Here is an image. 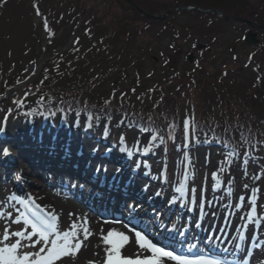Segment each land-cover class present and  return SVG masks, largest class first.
<instances>
[{"label": "trees", "instance_id": "1", "mask_svg": "<svg viewBox=\"0 0 264 264\" xmlns=\"http://www.w3.org/2000/svg\"><path fill=\"white\" fill-rule=\"evenodd\" d=\"M134 1L148 14L178 10L163 21L151 22L126 0H6L0 3V12L4 4L31 3L39 12L43 11V23L47 22L52 35L70 21L80 24L77 41L45 63L34 83L21 87L19 106L26 103L45 112L79 110L94 118L121 113L126 117V130L149 127L167 139L171 125L177 127L184 122L183 112L187 109L192 112L194 131L211 141L223 157L229 148L222 141L241 149L247 146H241V132L264 153V41L249 46L243 39L237 42L249 49L247 60L254 66L250 71L233 67L208 69L199 64V81L193 79L192 73H185L179 82L176 79L164 82L160 77L150 87L142 81L144 73L137 66L152 53V47L143 43V39L155 26L167 30L173 38L209 40L213 48L211 57L215 58L220 35H226L237 23L227 16H241L264 25V0ZM188 5L219 9L222 16L204 15L197 8L183 9ZM186 13L209 18L196 25H175L176 16ZM5 71L0 69V96L22 79L20 72L10 81L11 74ZM127 71L135 72L136 77ZM204 77L209 78L208 84ZM125 81L132 86L124 85ZM129 121H134L135 126Z\"/></svg>", "mask_w": 264, "mask_h": 264}, {"label": "rangeland", "instance_id": "2", "mask_svg": "<svg viewBox=\"0 0 264 264\" xmlns=\"http://www.w3.org/2000/svg\"><path fill=\"white\" fill-rule=\"evenodd\" d=\"M20 3V5H13L4 4L1 8L0 12V69L8 71V73L14 75V71L16 70H27V74L31 77V81L36 79L40 73L41 69L43 68L44 64L54 59L56 54L63 53L66 51L72 44L74 39V31L78 28L79 24H75V21H70L68 25H64L61 30L56 34V36L52 37L47 33V28L44 25H41L40 22V15L36 11L35 7L31 3ZM203 14V13H202ZM210 13L204 14L209 15ZM54 16V15H53ZM209 17H197L193 16L192 14H178L176 16L175 25L177 26H186V25H196L199 22L205 21ZM226 35H220V41H218V50L216 51L215 58L211 57V53L213 52V48L209 46V40L205 38H196V37H185L178 39L173 38L171 34L168 33L167 30L161 29L162 27L155 26V28H151L148 31V35H146L143 39V43L149 44L151 48V54L147 59L143 60L140 65H137L140 69V72L144 73V79L142 80L147 85L149 84L150 87L155 86L156 80L160 78L161 81H168L170 79H176L177 82L180 81V77H183L185 73L189 74L192 73L193 79L199 81L201 78V72L199 71V64L201 66L206 67L208 69H220V68H230L233 67L237 70L243 68L245 70H252L254 66L252 64L249 65V61L247 60V52L249 49L245 48V46L239 44L237 42L242 38L245 37V34L248 32L250 28L249 25L246 26L241 22H237L232 25ZM261 38L264 39V34H258ZM140 41V40H139ZM236 45V46H234ZM229 46L233 47L229 48ZM146 47V46H145ZM189 53H193V60L190 61L187 59ZM238 54V58L236 57ZM39 67V70H37ZM41 67V69H40ZM38 71V72H37ZM127 73L131 74L133 78L136 77L135 72L127 71ZM129 74V75H130ZM16 76V75H15ZM10 80L14 79L9 77ZM205 83H209V78H203ZM186 80V78L184 79ZM125 83V84H124ZM124 85H129L131 87V83L124 82ZM10 89L6 91L9 92ZM0 98V106H4L6 103L9 106L8 109H2L0 107V127L5 128L4 133H0V146L6 144L7 142H14V140H10L8 137L6 139L3 138L6 133H8L11 124L13 121L16 120H25V119H43L44 125L34 129L32 127L26 128L27 130L23 129L27 133L30 130L32 132L31 135L35 136L37 140V145L34 146V149L38 150V148L45 147L42 143H54L56 138H61L60 135L56 133L47 132L49 133L48 137L46 136L47 133L42 129L46 127L49 123L48 118L43 113L34 114L33 112H28L26 114H20L18 111L14 112V102L13 96L9 95ZM15 91L12 90L10 94H13ZM186 105H189L188 102ZM79 113V115H77ZM66 115L62 114V112L57 111V113L52 116L54 119H59L60 121L57 122L61 125H68V122L71 123L76 120L75 126L78 127L80 125L82 129L87 130V123H88V116L80 111H71L65 113ZM192 112L190 113L189 110H184L183 112V119L191 117ZM5 117H7L5 121ZM53 119V120H54ZM62 119L67 120L66 124H62ZM124 119L123 114L117 113L108 118H99V120L93 119V125L98 123L105 124L110 131V135L105 138L102 134L103 129L100 130V136L104 137V143L100 142L93 148L92 152L97 153L99 151V155L104 157V159L109 160L106 161L109 166L112 164L116 167V169H120L118 172L115 171V175L120 173L121 170L127 172V175L132 176L136 168H132L129 170L124 164L126 163L127 156L125 155V151L123 148L125 145H122L119 142V137L123 135L125 131L126 124H119L118 122ZM52 120V121H53ZM52 124V123H51ZM50 124V125H51ZM74 127V126H73ZM18 129V128H17ZM80 129V128H79ZM19 130V129H18ZM21 132V131H20ZM34 133V134H33ZM132 135L126 141V147H129L127 144L130 142L131 145L139 141V145L143 151V148L146 146L145 144L149 143L151 133H143L140 131H134L131 133ZM182 134H183V125L177 126L174 130L175 140H171L170 152L171 155L167 157V155L162 150L161 146L159 145L157 149H155V154H157V160H151L148 165H150V176H146L149 172V169H146V173L142 175L146 176L145 178H140L141 181V189L144 190L145 186H147V192L151 198H153L157 192L162 193L158 197H167L171 201H176V203L183 204L185 202V198L181 197L179 193L175 191L178 187L179 182H184L185 180L182 177V172L186 171L187 166L191 169V178L186 183V191L192 194L191 197L195 198V201L201 203L205 200V197L211 194L212 190L221 189L225 194L221 191L218 193L219 198H224L226 195V199L224 202H229L234 208H237L238 203L241 201V197L244 200L247 198L245 212L247 209L251 211L252 199L253 196L249 195L247 197V193L251 186H254L259 190V195L255 198V207H256V215L261 218L264 216V161L259 163L255 160V162L251 160L248 161L247 164H243L240 159L230 158L229 162H225V158L222 161L223 164L225 163L226 169L225 172L221 171V159H220V151L218 148L211 143V141L207 140L204 137H201L200 134L191 127V142L188 145H185L182 141ZM124 136V135H123ZM40 138L43 140L41 141ZM19 139V137L17 138ZM62 144L65 149H69V147L73 146L79 140L77 137L76 139L68 134V136L62 137ZM126 140V139H125ZM20 142L21 140H17ZM16 141V142H17ZM23 142V141H21ZM15 143V142H14ZM117 143L119 146L114 147L112 144ZM103 145L104 147H102ZM167 145V144H166ZM117 149V150H114ZM110 150V151H109ZM185 155L190 157V165L188 162L185 161ZM108 156V158H105ZM134 156V152H133ZM136 156V155H135ZM138 160L134 159L135 164L142 163L144 160L139 157ZM0 158L3 157L0 154ZM133 158V157H132ZM119 159V160H117ZM131 159V158H130ZM145 159V158H144ZM175 159V160H174ZM23 165L26 166V159H19ZM175 161L180 163V165H176ZM184 161V163H182ZM28 162V161H27ZM101 163V162H100ZM100 163H96L97 166H100ZM169 164V165H168ZM171 164V165H170ZM175 164V165H174ZM158 166V167H157ZM14 168V167H12ZM164 169H172L171 178H168V184L164 183V178L162 181H159L161 176V171ZM42 174V173H41ZM42 175H36L32 173L29 177H31V181L33 183L27 188V190H31L36 194L37 189L39 186L43 185L40 183V179ZM260 175V179H254L255 176ZM143 176V177H144ZM152 177V178H150ZM166 177H170L168 173H166ZM233 178L234 183L230 182L229 178ZM44 178V177H43ZM17 177L9 178L8 181L4 180L8 186L14 185ZM53 179V178H52ZM129 178H126V181ZM131 180V179H130ZM54 181V180H53ZM9 182V183H8ZM57 184V181H54ZM231 184L229 188L225 183ZM31 183V182H30ZM40 183V184H39ZM39 184V185H38ZM247 185V187H245ZM12 188V186H11ZM229 189L232 191L229 192ZM194 190V191H193ZM145 191V190H144ZM185 191V194H186ZM14 193L13 190H9V195ZM1 196V195H0ZM198 196V197H197ZM194 201V202H195ZM251 202V203H250ZM19 207V205H17ZM225 210H222V212ZM185 214H189L188 211H185ZM256 219V217H255ZM3 223V221H1ZM3 223L1 226V231L3 230ZM13 229H19V225L12 224ZM239 227V226H238ZM237 229H234L236 234ZM67 228V227H66ZM63 227V229H66ZM70 229V228H68ZM38 248V246H37Z\"/></svg>", "mask_w": 264, "mask_h": 264}, {"label": "bare ground", "instance_id": "3", "mask_svg": "<svg viewBox=\"0 0 264 264\" xmlns=\"http://www.w3.org/2000/svg\"><path fill=\"white\" fill-rule=\"evenodd\" d=\"M57 119H54L51 121V125L47 124V126L42 129L46 133H56L60 135L61 138L53 144H50V146L48 145L49 143H45V148H38V150L34 149L38 139L31 135V129L25 134L22 132H25L28 127H32L36 130L37 128L39 129L44 125L43 119L41 123L37 118L21 119L12 122L8 133L3 136L4 139L8 137L10 140H14L15 143L7 142L2 145V147L10 148L11 155L0 158V202H6V198L9 196V189L6 188V183H3L4 180L8 181L11 176L13 179V177L15 178V176L17 177V174H19V179L24 181L22 182V185L23 183L24 185L22 187V185L18 183V179H14L16 183L15 189L16 192L25 193L24 189L33 183L29 176L32 173L36 175L44 174V178H39L40 183H43V185H40L36 194L32 196L35 198L36 203L41 206V209L45 212H55L57 214L59 217L58 225L61 231L70 230L68 228L71 227L73 221L79 223L86 217L88 226L94 233V235L90 236L89 239L85 241L86 247L81 248L80 254L77 256L74 264H87L90 260L98 261L99 264H102L104 256L103 249L106 246L101 241L100 229L103 228L105 234L112 228L126 232L127 229L125 227L121 228L111 225L113 223H111L110 220L104 218L100 220L92 217L89 212L90 210L85 206L84 202H78L72 199L73 196L71 194H73V190L65 187L66 184L67 186L70 185L71 188L76 187L75 193L77 196L82 194L86 199L90 201L94 200L98 206L102 205L103 207H101V209H104L105 213L109 216L115 210L122 218L125 216L128 217L129 214H132V217L141 218V221H144L143 225L140 224L141 221H137V223L141 225L140 229H142L143 232L146 231L147 234H150L154 238L162 239V241L175 250V252H177V250L184 254L190 252L185 248L186 245L182 241L185 240L186 243L195 242L194 237L191 236V232L189 235L176 236L177 238L175 237V239L163 236L162 233L166 227H169L170 224L174 225L175 222L185 226L189 225V230H192L193 227L196 226H198V228L204 227L206 231L204 232L207 234L205 235L206 239L202 241L203 236L200 237L201 243L204 244L205 242L208 243L209 240L216 242L218 238L228 243L232 238L234 229L236 230L238 226V228L242 229L243 226H245L246 228L244 231L246 232L247 239L253 242V246H257L255 253L250 258L251 263L264 264V247H261L264 246V216L256 219L261 222L259 223L260 228H257L253 225L256 224L255 222H250L245 219L249 209L245 212L239 205L237 208H234L227 200L224 202V199L227 198L226 195H224L222 199L218 197L219 191L223 192L221 189L212 190V193L206 196L204 203H195L193 206L190 205L195 201L192 197L189 200L190 202H186L185 207L170 204L167 197L158 198L154 196L151 198L148 193L140 188L141 181L136 180V177L132 179L130 184H127L125 182V178L128 177L126 171L121 170L120 173L115 175V171L117 170L116 167L112 164L109 166L106 162L109 160H105L104 157L99 155V151L97 153L92 152L93 148L99 142H105V140H103L104 137L100 136V130L105 128V124H94L93 127L84 130L80 125H78V127L75 126L76 120L74 125L73 122H71L68 123V125L61 126L57 122ZM58 121L60 120L58 119ZM23 129H25V131ZM48 134L49 133L46 135L47 137L49 136ZM68 134H71L75 139L77 137L79 140L73 146L69 147L68 153H66V149L62 144V137L68 136ZM18 137L19 139H17ZM17 140L23 142H18ZM112 146L119 148L120 145L115 143L112 144ZM22 158L29 160L31 166L26 168L19 160ZM100 162L103 163V165H101V168L97 171L98 168L95 163ZM140 165L141 167L143 166L142 163ZM141 167L136 168L138 170L135 175L142 179L144 176L142 174L146 173V168ZM233 178H229L232 184L234 183ZM53 180H56L57 184H55ZM225 185L229 188L231 187V184L227 182ZM254 189L257 188L254 186L249 188L247 197L252 195L256 198L259 195V190L254 192ZM133 192H136L138 196H140L139 203L135 201L137 200V196L134 197ZM223 193L225 194V192ZM69 194L71 196H69ZM247 199L245 200L246 202ZM166 203L169 207H167ZM130 206L132 207L131 211ZM186 210H188L189 214L185 215L184 212ZM222 210H225V212H222ZM7 211H12L13 216L18 215L12 208H8ZM70 213L74 215H69ZM200 220L204 222V224H200ZM1 221H3V223H11V221L0 220V233H2L1 225L3 224ZM63 227L67 228L63 229ZM225 232L229 233V236H226ZM128 234L131 236V233ZM97 245H99V247H97ZM133 250V244L130 243L122 250V253L125 255L131 254ZM137 250L140 252L143 251L139 250L138 246ZM94 252L100 253V255L94 256ZM57 264H60V262H57Z\"/></svg>", "mask_w": 264, "mask_h": 264}, {"label": "snow or ice", "instance_id": "4", "mask_svg": "<svg viewBox=\"0 0 264 264\" xmlns=\"http://www.w3.org/2000/svg\"><path fill=\"white\" fill-rule=\"evenodd\" d=\"M0 3H6V0H0ZM45 27L47 28L46 21ZM15 103L21 104L22 101L17 100ZM51 114L54 115V113ZM6 119L7 117H5V121ZM93 119L99 120V117L94 118L92 115H89L88 128L93 127ZM125 119H121L118 123L124 124ZM129 124L135 126L134 121H129ZM192 124L193 120L191 117L186 118L183 122L182 141L185 145L191 142ZM175 127V124L171 125L172 130L168 132L169 139L173 141L175 140V135L173 134ZM139 131L151 133L154 130L149 127H140ZM4 132L5 128L0 127V133ZM102 134L105 138L110 135L107 126L103 129ZM240 138L241 146L247 145L244 155L248 159H243L240 153L235 151V145H229L228 142L222 141L224 146L229 148L225 156V162H229L230 158L235 157L236 159H240L243 164H247L249 160L254 158L253 153L256 151L257 145L251 144L244 132L240 133ZM119 142L125 145L123 151L129 157L133 156V152L126 147V140L123 135L119 137ZM157 142L165 144L167 141L164 136L156 132L151 135L150 143H147L143 148V153L148 154L152 151ZM136 144L139 145V141H136ZM136 151L139 152L141 149L137 146ZM0 154L3 157L10 156V148L0 146ZM185 161L190 165L191 161L189 156L185 155ZM136 167L140 168L141 165L137 164ZM143 167L149 169L148 174H151L150 165L146 161L143 163ZM117 171L119 172L120 169H117ZM181 175L184 180H187V171L182 172ZM19 178V174H17V179L19 180ZM158 178H164L166 180V170L162 171L161 176ZM254 179H260V175L255 176ZM185 188L186 184L179 182V186L175 191L183 197L185 195ZM144 190H147V186H145ZM231 191L229 189V192ZM253 191H258V189H254ZM161 194L160 192L156 193L157 196ZM240 199L243 201V197ZM16 205L22 207H17ZM8 208L14 209L18 215L13 216L12 211H7ZM256 214L255 196H253L251 211L245 219L258 224L259 221L255 220ZM69 215L74 214L70 213ZM0 220L11 221V223L6 222L3 225L2 233H0V264H57V262H60V264H74L77 256L80 254L81 248L86 247L85 241L94 235L88 226L86 217L79 223L73 221L70 230L61 231L58 225L59 217L57 214L55 212H45L41 209V206L36 203L35 198L31 194H28L27 197H21L16 193H12L6 198V202H0ZM12 224L19 225V229H13ZM124 227L127 229V232L112 228L105 234L104 229H100L101 241L106 246L103 249L104 256L102 264H224V261L221 259L210 255H180L154 243L142 231L136 230L134 227ZM128 233H131V236ZM241 238L244 239V237ZM130 243L133 244L134 250L131 254H123L122 250ZM37 245L40 246L37 248ZM137 246L139 250L143 251H138ZM194 247L195 245H189V251ZM93 255L99 256L100 253L94 252ZM87 264H99V262L90 260Z\"/></svg>", "mask_w": 264, "mask_h": 264}, {"label": "water", "instance_id": "5", "mask_svg": "<svg viewBox=\"0 0 264 264\" xmlns=\"http://www.w3.org/2000/svg\"><path fill=\"white\" fill-rule=\"evenodd\" d=\"M127 1H129L132 5H134L140 12H141V14L143 15V16H148L149 17V19H151V20H155V19H159V20H164L165 19V17L166 16H168L169 14H171L173 11H168V12H165V14L164 15H161V16H159V15H157V14H155V15H148L144 10H142L139 6H137L136 4H135V2H133L132 0H127ZM216 12H218V13H220L221 14V11L220 10H218V9H216ZM228 18H232L231 16H229ZM233 19H235V20H240V21H242V22H244V23H246L247 25H251L252 27H254V28H264L263 26H261V25H256V24H254L251 20H249V19H245V18H241V17H237V18H233ZM260 38L258 37V33L256 32V31H254L253 29H251V30H249V32L247 33V35H246V42L247 43H252V44H259V42H260ZM192 57H193V54L191 53L189 56H188V59H190L191 61L193 60L192 59Z\"/></svg>", "mask_w": 264, "mask_h": 264}]
</instances>
